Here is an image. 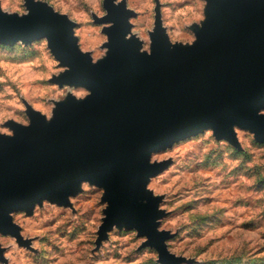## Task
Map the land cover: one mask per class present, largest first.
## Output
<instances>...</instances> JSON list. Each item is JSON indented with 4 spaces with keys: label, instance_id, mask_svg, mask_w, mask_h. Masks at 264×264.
I'll use <instances>...</instances> for the list:
<instances>
[{
    "label": "water",
    "instance_id": "1",
    "mask_svg": "<svg viewBox=\"0 0 264 264\" xmlns=\"http://www.w3.org/2000/svg\"><path fill=\"white\" fill-rule=\"evenodd\" d=\"M29 5L28 20L0 14V42L47 37L71 68L54 82L85 86L93 95L57 109L53 124L30 111V129L10 124L16 138L0 137V232L18 236L10 212L31 214L44 199L68 205L87 180L107 189L103 236L113 224L135 227L166 264H176L163 246L165 235L155 230L156 200L145 191L148 178L163 170L149 167V157L207 128L236 146L233 125L264 142V117L257 115L264 109V0H208L197 44L174 52L158 17L152 57L125 41L133 13L108 0L111 15L101 22L115 23L106 30L113 56L102 67L79 52L66 19Z\"/></svg>",
    "mask_w": 264,
    "mask_h": 264
},
{
    "label": "clouds",
    "instance_id": "2",
    "mask_svg": "<svg viewBox=\"0 0 264 264\" xmlns=\"http://www.w3.org/2000/svg\"><path fill=\"white\" fill-rule=\"evenodd\" d=\"M133 13L126 42L135 38L140 55L153 56L157 19L171 49L193 47L195 29L203 30L208 0H111ZM32 7L47 6L72 25L79 52L98 66L110 54L105 21L108 0H0V14L23 20ZM71 71L53 52L47 37L14 46L0 44V137L14 140L9 124L30 129L31 113L51 124L69 96L85 102L93 93L83 86L54 83ZM257 115L264 117V109ZM239 150L218 139L215 129L178 140L152 152L149 167L163 170L148 178L145 191L159 201L157 234L168 256L185 264H264V143L255 133L233 125ZM64 206L47 199L9 217L18 236L0 232V264H161L160 251L139 229L113 224L107 189L81 181ZM144 204L149 201L145 199ZM21 240L24 242L21 243Z\"/></svg>",
    "mask_w": 264,
    "mask_h": 264
},
{
    "label": "rangeland",
    "instance_id": "3",
    "mask_svg": "<svg viewBox=\"0 0 264 264\" xmlns=\"http://www.w3.org/2000/svg\"><path fill=\"white\" fill-rule=\"evenodd\" d=\"M229 4H233L234 2H237V1H239V0H226ZM43 6H45V5H43ZM29 7H30V5H29ZM47 7V6H46ZM31 8V7H30ZM31 16H32V10H31ZM31 16L30 17H28V18H25V19H23V20H28V19H30L31 18ZM133 16H134V14H133ZM206 16H207V19H208V8L206 9ZM13 19H16V18H13ZM17 20H19V19H17ZM97 23H102L101 21H97ZM204 29V28H203ZM194 31H195V33H196V35H197V37H198V31H200V29H195L194 28ZM107 34V33H106ZM166 36V35H165ZM166 38H167V36H166ZM42 39V38H41ZM37 40H40V39H37ZM153 40H154V36H153ZM167 40H168V38H167ZM36 41V40H35ZM169 42V41H168ZM17 42H15V43H4V42H0V44H5V45H8V46H14L15 44H16ZM130 44H132V45H134L135 46V48H136V50L138 51L139 50V47H141L142 45H140L139 44V42L138 41H136L135 40V38H134V40L132 41V42H129ZM26 44H31V42L30 43H26ZM169 45H170V43H169ZM154 46V45H153ZM107 47H109V45L107 46ZM179 48H183V47H176L175 49H171V46H170V49H171V51H175L176 49H179ZM111 49V48H110ZM138 53H139V51H138ZM112 56H113V50L111 49V51H110V54H109V56L107 57V59L106 60H104V61H102L98 66L99 67H102V66H104L105 64H106V62L109 60V59H111L112 58ZM143 56H147V55H143ZM63 66V65H62ZM55 83V82H54ZM61 87H63V85H60ZM72 86H77V87H79L78 85H72ZM83 87H85V86H83ZM85 88H87V87H85ZM88 89V88H87ZM89 90V89H88ZM91 91V90H90ZM92 92V91H91ZM75 101V99L73 98V97H71V96H69V98H68V100L65 102V103H63V104H61V105H59L58 106V109L60 108V107H64V108H66V109H70V107H71V105L73 104V102ZM53 123H55V119H54V121L52 122V124ZM11 124V123H10ZM10 124H9V127H10ZM13 130V129H12ZM259 141V140H258ZM259 142H261V141H259ZM261 143H264V142H261ZM238 150H239V145L238 146H236V145H234ZM101 188H104V187H101ZM66 193H68L67 191H66ZM159 203V201H156V203L154 204V207H155V209H156V207H157V204ZM64 206H70L69 204L68 205H64ZM156 212H157V210H156ZM158 213V212H157ZM160 216L159 217H161V216H163L164 214L163 213H158ZM29 215H31V214H29ZM118 226H120L121 228H124V227H127V228H129V229H132V228H135V227H128L126 224H122V225H118ZM137 229V228H136ZM101 237H102V239L103 238H106L105 236H103L102 234H101ZM169 237L167 236V235H165V239H168ZM21 243L23 244L24 242L21 240ZM161 264H166L165 263V261L162 259L161 260ZM176 264H185V262L184 261H177L176 260Z\"/></svg>",
    "mask_w": 264,
    "mask_h": 264
}]
</instances>
